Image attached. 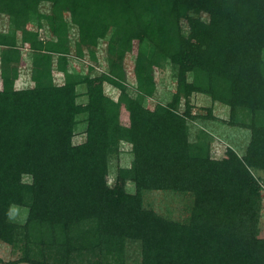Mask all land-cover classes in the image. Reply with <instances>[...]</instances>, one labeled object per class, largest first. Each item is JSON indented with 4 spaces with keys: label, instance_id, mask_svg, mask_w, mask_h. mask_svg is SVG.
<instances>
[{
    "label": "trees",
    "instance_id": "trees-1",
    "mask_svg": "<svg viewBox=\"0 0 264 264\" xmlns=\"http://www.w3.org/2000/svg\"><path fill=\"white\" fill-rule=\"evenodd\" d=\"M0 12L21 31L19 39L0 33V241L27 264H114L127 242L140 244L141 264H264L261 185L252 174L264 171V0H0ZM32 16L52 39L26 29ZM104 40L107 71L96 74ZM24 48L28 88L18 85ZM131 53L134 95L123 67ZM70 54L95 63L71 75ZM55 59L62 85L52 79ZM163 63L176 69L175 91L149 109L143 102ZM79 84L85 105L76 102ZM194 93L227 106V124L249 130L243 156L227 148L213 159L209 142L189 139ZM83 113L86 140L74 144ZM122 142L133 160L111 187L108 160ZM153 190L190 195L186 218L146 209L143 194ZM12 206L28 208L24 225L9 222Z\"/></svg>",
    "mask_w": 264,
    "mask_h": 264
},
{
    "label": "rangeland",
    "instance_id": "rangeland-1",
    "mask_svg": "<svg viewBox=\"0 0 264 264\" xmlns=\"http://www.w3.org/2000/svg\"><path fill=\"white\" fill-rule=\"evenodd\" d=\"M51 4L43 3L39 7V11L48 14ZM203 21H207L208 16L202 14L198 16ZM183 34H187L188 27L185 22L181 23ZM27 30L37 32L38 39L49 40L52 36L49 32L45 20L37 22L34 16L31 17ZM0 33L15 34L19 39L21 31H18L10 21L8 15L0 12ZM71 51H75V41L77 40V31L75 27H71ZM108 39V38H107ZM19 42V40H18ZM105 42L101 41L97 50L98 63L95 73L107 71V61L105 56ZM23 63L19 68V87L28 88L31 85V67L29 52L26 49H20ZM133 54H127L124 59L123 67L127 74L129 91L134 95L133 91ZM87 55L84 58H76L70 54L67 57V71L74 76H84L88 73L89 66L94 65ZM156 90L152 97L144 100L145 107L153 109L157 104H166L170 102L171 96L176 87V69L170 64L163 63L160 69L154 72ZM52 79L56 85L64 83V74L56 69V59L52 65ZM103 91L106 96L113 100H117L119 91L108 83L103 84ZM78 94L77 104L85 105L87 103L86 86L78 85L76 87ZM192 106V115L195 117L188 120L189 139L194 142L196 139L209 142L210 154L213 159H221L227 148L233 149L239 156L245 154V150L250 140V132L247 129L233 127L227 124L229 119V108L219 102H213L208 96L194 93L190 97ZM183 111V105H181ZM77 124L74 129L72 142L80 144L86 140L87 114L83 113L76 117ZM133 160L131 146L122 142L119 144L117 152L112 153L108 160V184L113 187L118 171L121 169H129ZM254 177L261 185V214L258 227L264 229V171H252ZM29 177L25 176L24 181L29 182ZM125 190L128 193H134L135 186L132 182L127 181ZM192 197L188 194H182L173 191L153 190L143 194V205L146 209L152 210L158 215L173 221H182L189 213V206ZM28 217V208L23 206H12L9 211L8 220L12 224L22 226ZM23 255L19 250L13 249L10 245L0 241V264H27L22 261ZM109 262L114 264H141V247L138 242H127L124 252L120 260L110 259Z\"/></svg>",
    "mask_w": 264,
    "mask_h": 264
}]
</instances>
